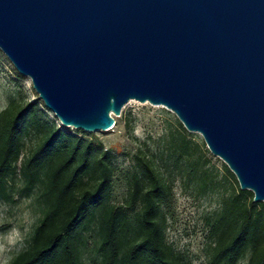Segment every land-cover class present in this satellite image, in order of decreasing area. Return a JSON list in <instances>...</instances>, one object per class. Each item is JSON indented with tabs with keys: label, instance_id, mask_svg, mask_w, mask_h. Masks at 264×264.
Listing matches in <instances>:
<instances>
[{
	"label": "water",
	"instance_id": "1",
	"mask_svg": "<svg viewBox=\"0 0 264 264\" xmlns=\"http://www.w3.org/2000/svg\"><path fill=\"white\" fill-rule=\"evenodd\" d=\"M0 50L63 127L164 106L264 203V0H0Z\"/></svg>",
	"mask_w": 264,
	"mask_h": 264
},
{
	"label": "trees",
	"instance_id": "2",
	"mask_svg": "<svg viewBox=\"0 0 264 264\" xmlns=\"http://www.w3.org/2000/svg\"><path fill=\"white\" fill-rule=\"evenodd\" d=\"M41 107L12 100L0 113V200H12V185L20 179L26 194L40 188L42 211L27 248L10 264H85L90 233L93 264H190L168 243L164 205L172 201L173 182L154 157L137 154L127 197L115 205L113 150L88 133L58 127ZM30 137L38 143L26 156ZM177 139L188 155L192 141L185 132ZM208 225L211 264H264V203H255L251 191L226 197Z\"/></svg>",
	"mask_w": 264,
	"mask_h": 264
},
{
	"label": "rangeland",
	"instance_id": "3",
	"mask_svg": "<svg viewBox=\"0 0 264 264\" xmlns=\"http://www.w3.org/2000/svg\"><path fill=\"white\" fill-rule=\"evenodd\" d=\"M12 100L23 105L36 102L40 107L43 103L31 79L20 75L0 50V113ZM41 109L49 120L58 127L62 126L46 107ZM114 118L116 125L110 132L90 134L105 148L113 150L117 157L113 204L122 205L127 197L128 175L136 163L137 154L142 151L154 157L165 177L173 182L172 201L164 205L168 243L190 264H211L213 241L208 223L220 211L223 200L240 189L227 171V165L208 150L199 133L184 131L177 116L164 106L130 100L121 117ZM178 132H185L192 141L188 155L179 150ZM37 143L36 137L28 138L24 155L27 156ZM205 160L207 165L203 164ZM205 172L209 177H204ZM11 191V201L0 200V264H10L27 248L42 217L38 201L40 188L26 194L22 181L17 179ZM89 236L91 241L84 256L85 264H93V233ZM239 264H247V259Z\"/></svg>",
	"mask_w": 264,
	"mask_h": 264
},
{
	"label": "built area",
	"instance_id": "4",
	"mask_svg": "<svg viewBox=\"0 0 264 264\" xmlns=\"http://www.w3.org/2000/svg\"><path fill=\"white\" fill-rule=\"evenodd\" d=\"M113 127H115V125Z\"/></svg>",
	"mask_w": 264,
	"mask_h": 264
}]
</instances>
